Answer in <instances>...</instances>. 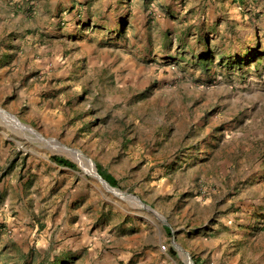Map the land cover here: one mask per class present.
<instances>
[{"label": "rangeland", "instance_id": "1", "mask_svg": "<svg viewBox=\"0 0 264 264\" xmlns=\"http://www.w3.org/2000/svg\"><path fill=\"white\" fill-rule=\"evenodd\" d=\"M0 264H264V0H0Z\"/></svg>", "mask_w": 264, "mask_h": 264}, {"label": "trees", "instance_id": "2", "mask_svg": "<svg viewBox=\"0 0 264 264\" xmlns=\"http://www.w3.org/2000/svg\"><path fill=\"white\" fill-rule=\"evenodd\" d=\"M52 160L59 166L66 167L69 169L75 168V166L70 161H68L66 159L53 157ZM99 174L111 187H116V182L113 179V177H111L110 175H108L104 172H99Z\"/></svg>", "mask_w": 264, "mask_h": 264}, {"label": "water", "instance_id": "3", "mask_svg": "<svg viewBox=\"0 0 264 264\" xmlns=\"http://www.w3.org/2000/svg\"><path fill=\"white\" fill-rule=\"evenodd\" d=\"M29 132H30V131H29ZM30 133L34 134V135L37 136V137H40L39 135H37V134H36L34 131H32V130H31ZM45 142H48V141L45 140ZM72 152H73V154H76V155L78 154L77 152H74V151H72ZM97 176H98V175H97ZM98 177H99V176H98ZM99 179H100L105 185H107L109 189L114 190L112 187L109 186L108 183H106L104 180H102L101 177H99ZM130 198H134V197H131V196H130ZM136 200H138V199L136 198ZM138 201H139V200H138ZM139 202H140V201H139ZM140 204H141V203H140ZM141 205H142L144 208H146L147 210L151 211V209H149L148 207L144 206L143 204H141Z\"/></svg>", "mask_w": 264, "mask_h": 264}]
</instances>
